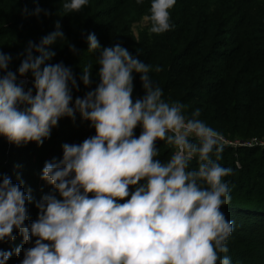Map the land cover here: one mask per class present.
I'll return each mask as SVG.
<instances>
[{
    "label": "clouds",
    "instance_id": "1",
    "mask_svg": "<svg viewBox=\"0 0 264 264\" xmlns=\"http://www.w3.org/2000/svg\"><path fill=\"white\" fill-rule=\"evenodd\" d=\"M175 3L151 0L143 17L149 35L170 30ZM87 4L68 0L62 7L78 13ZM41 12L51 15L39 7L34 14ZM56 28L38 43L28 41L16 71L9 68L11 54L0 51V136L17 146L42 145L62 117L74 120L76 113L95 135L63 144L62 158L45 162L40 178L54 191L35 202L38 216L31 224H25L31 190L0 177V242L15 240V229L32 244L21 264H231L220 255L229 251L233 231L221 211L231 201L223 178L232 169L219 163L220 133L199 119L200 109L189 117L185 105L162 99L149 75L162 71L160 66L153 69L119 42L102 47L95 33L87 35V51L100 50L99 82L91 89L93 66L86 65L80 81L91 90L74 98L80 85L72 67L50 63L55 52L48 47L57 38L66 40L59 23ZM69 49L78 54L75 45ZM29 73L32 85L25 89ZM134 73L144 92L135 101ZM158 141L173 149L167 162L156 158ZM193 159L197 167L190 169ZM14 252L19 256L21 248ZM12 255L0 249V264Z\"/></svg>",
    "mask_w": 264,
    "mask_h": 264
},
{
    "label": "trees",
    "instance_id": "2",
    "mask_svg": "<svg viewBox=\"0 0 264 264\" xmlns=\"http://www.w3.org/2000/svg\"><path fill=\"white\" fill-rule=\"evenodd\" d=\"M64 2L68 0H0V51L11 54L12 71L19 67L23 58L19 53L28 41L38 43L41 37L57 31L59 23L66 40L57 38L48 47L55 52L50 63L72 67L80 85L78 92L73 90L74 98L82 97L99 82L95 74L100 50L87 51V35L95 33L102 47L119 42L134 56L139 53V59L153 69L160 66L163 70L150 71V77L162 89L165 102L185 105V115L190 117L200 109L199 119L227 137L264 136V0H176L169 10V31L149 35L148 28L137 37L131 24L150 14L151 0L141 4L136 0H88L78 13L64 12ZM37 7L51 15L41 12L37 17ZM69 45H75L78 54H73ZM89 64L93 66L91 89L80 81L81 70ZM133 76L135 101L144 92L140 74ZM87 123L79 113L74 120L62 117L42 145L30 142L17 146L0 136V177H10L26 193L31 190L33 201L26 205V225L37 219L35 202L54 191L40 178L45 162L59 161L63 144H79L94 136V128L84 130ZM141 131L136 128L135 136ZM157 147L156 158L167 162L173 149L163 141H158ZM221 156V166L232 169V174L223 178L231 189V201L221 206V211L233 223L232 233L245 242L244 252L252 254L249 261L237 257V264H264V149L223 146ZM196 167L193 159L189 168ZM14 235L15 240L0 242V249L13 251L7 264H21L23 250L32 246L24 243L15 229ZM16 247L21 248L19 256L14 252Z\"/></svg>",
    "mask_w": 264,
    "mask_h": 264
},
{
    "label": "rangeland",
    "instance_id": "3",
    "mask_svg": "<svg viewBox=\"0 0 264 264\" xmlns=\"http://www.w3.org/2000/svg\"><path fill=\"white\" fill-rule=\"evenodd\" d=\"M110 2H115V0H110ZM36 3V2H34ZM145 15H142L141 17H139L137 20L133 21L131 24V31L134 34L135 37H137L144 29H148L150 27V24H146L143 22V17ZM27 83L25 84V89H27L28 87H31L32 85V79L29 77H26ZM88 122V121H87ZM91 127L89 126V122L85 125L84 130H88ZM252 137H261L264 138V136H247V137H240V136H235L234 139H252ZM231 138V137H230ZM260 139V138H259ZM252 147H260L264 149V146H252ZM173 153V150H172ZM245 242L238 239V237L236 235H234L233 233L230 235L228 241H227V247L229 249V251L227 253H221V257H223L224 255H227L229 257H231V259H236V262L231 261V264H233V262L235 264L239 263L238 258L237 257H241L243 256L244 258H247V261L252 259V254H246L245 251ZM238 261V262H237Z\"/></svg>",
    "mask_w": 264,
    "mask_h": 264
},
{
    "label": "built area",
    "instance_id": "4",
    "mask_svg": "<svg viewBox=\"0 0 264 264\" xmlns=\"http://www.w3.org/2000/svg\"><path fill=\"white\" fill-rule=\"evenodd\" d=\"M137 128L142 129L140 126H137ZM220 135H221V144L224 147H231L236 149V148L252 147L255 145L258 146L264 145V138L261 137H252V139H234L224 136L222 134Z\"/></svg>",
    "mask_w": 264,
    "mask_h": 264
}]
</instances>
